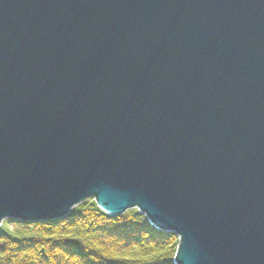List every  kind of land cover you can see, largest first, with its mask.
Listing matches in <instances>:
<instances>
[{"label": "water", "instance_id": "1", "mask_svg": "<svg viewBox=\"0 0 264 264\" xmlns=\"http://www.w3.org/2000/svg\"><path fill=\"white\" fill-rule=\"evenodd\" d=\"M91 198L264 264V0H0V226Z\"/></svg>", "mask_w": 264, "mask_h": 264}, {"label": "trees", "instance_id": "2", "mask_svg": "<svg viewBox=\"0 0 264 264\" xmlns=\"http://www.w3.org/2000/svg\"><path fill=\"white\" fill-rule=\"evenodd\" d=\"M177 248L174 233L154 229L137 210L107 216L92 199L56 221L0 226V264H173Z\"/></svg>", "mask_w": 264, "mask_h": 264}, {"label": "rangeland", "instance_id": "3", "mask_svg": "<svg viewBox=\"0 0 264 264\" xmlns=\"http://www.w3.org/2000/svg\"><path fill=\"white\" fill-rule=\"evenodd\" d=\"M87 200H90V199H87ZM87 200H86V201H87ZM4 221H5V220H4ZM13 226H14V225L9 224L7 228H8L9 230H13V228H14Z\"/></svg>", "mask_w": 264, "mask_h": 264}, {"label": "bare ground", "instance_id": "4", "mask_svg": "<svg viewBox=\"0 0 264 264\" xmlns=\"http://www.w3.org/2000/svg\"><path fill=\"white\" fill-rule=\"evenodd\" d=\"M91 199H92V198H91ZM92 200H93V199H92ZM93 201H94V200H93ZM83 203H84V202H83ZM134 210H136V209H134ZM129 211H130V210H129ZM126 212H127V211H126ZM126 212H125V213H126ZM68 215H69V214H68ZM68 215H67V216H68ZM65 217H66V216H65ZM170 233H173V232H170ZM174 234H175V233H174ZM175 235H176V234H175Z\"/></svg>", "mask_w": 264, "mask_h": 264}]
</instances>
